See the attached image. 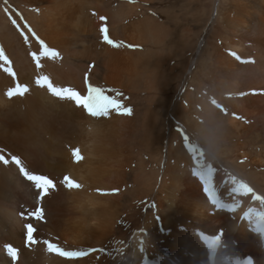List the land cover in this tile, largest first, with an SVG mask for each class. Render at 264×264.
Segmentation results:
<instances>
[{"label":"bare ground","instance_id":"bare-ground-1","mask_svg":"<svg viewBox=\"0 0 264 264\" xmlns=\"http://www.w3.org/2000/svg\"><path fill=\"white\" fill-rule=\"evenodd\" d=\"M40 40L59 56L38 69ZM0 48L15 73L0 68V264L6 243L16 264H264V0H0ZM85 74L131 114L92 117L35 83L86 95ZM17 83L29 91L8 97ZM12 156L55 188L37 202ZM233 177L253 192H232ZM36 205L25 244L21 213ZM206 235L221 237L212 251ZM43 240L96 251L63 257Z\"/></svg>","mask_w":264,"mask_h":264},{"label":"snow or ice","instance_id":"snow-or-ice-1","mask_svg":"<svg viewBox=\"0 0 264 264\" xmlns=\"http://www.w3.org/2000/svg\"><path fill=\"white\" fill-rule=\"evenodd\" d=\"M8 0H4V3L7 4ZM5 13H8V8H4ZM38 11V10H37ZM9 19H11V15L9 14ZM101 19H104L101 17ZM12 23L15 24V20H12ZM29 31H32L31 28L28 29ZM101 33L103 34V40L108 43L109 45H112L113 47H119L120 44L113 41L109 38L108 30L105 27H101L100 29ZM35 36V33H32ZM39 40V37H37ZM25 42L27 43V37H25ZM41 45V51L40 55L37 56L35 53H33V59L36 61V67L39 69L41 67L39 60L40 56H47L51 58H57L59 56V53L55 51L54 49H50L42 40L39 41ZM235 55V53H233ZM239 59V57H237ZM0 61H3V64H0V68H3V70L7 73H9L13 78H15V73L13 72V69L11 67V62L8 60V57L4 54V50L0 48ZM7 64L8 67H4V65ZM91 67V66H90ZM36 85L47 88L48 92L61 100H69L74 102L78 107H83V109L92 117H107L110 112L115 111L118 114H131V109L124 108L122 102H120L116 97L106 95L105 89L95 87L91 84H88V78L87 74H85V84L87 85V94L81 95L78 91H76L74 88L71 87H61L56 86L53 84V82L49 79L47 75H39L35 79ZM29 91V88L25 84L17 83L15 87L9 88L6 95L8 97H14V96H23L25 93ZM119 95V94H118ZM186 147H189L187 144H185ZM73 156L76 159H80V156L78 154V150L73 151ZM11 160L17 167L19 168L20 173L28 180L31 181L34 185V188L38 192V196L36 197L37 202L42 200L48 193L50 189L55 188V184L53 183V180L50 179L46 175H40L36 174L34 172H30L27 170L24 165L22 164L21 160L17 156H12ZM0 161H3L4 164H8L9 161L4 158V156L0 155ZM213 171L211 167H207L203 165L202 163L199 164V171L194 170V175L199 176L201 181L204 184V192L207 194L211 204L215 205L217 209L224 208L225 205L220 203V201L216 198V193L214 191L213 186L211 185L210 181V174ZM64 185L68 188H78L80 185L75 183L73 180H71L69 177L65 176L64 180L62 181ZM233 187L231 189L232 192H240L243 190L244 194L252 193L253 189L249 187L246 183L243 181H237L235 177L232 178ZM254 199H264L261 197H258L253 193ZM234 210V209H233ZM28 216L34 217L36 220H43L44 219V210L41 207H36L34 211H29ZM260 219L262 222H264V213H261ZM27 232H26V243L35 244L37 243V240L34 238V233L36 232V229L32 226V224L25 225ZM222 235V234H221ZM220 235H217L215 237H206V241H211L215 239L217 242L220 241ZM45 245H47V251L49 252H55L63 257L68 258H75V257H82L88 255L90 252L96 251V249H87V250H72V251H66L63 248L59 247L58 244L51 243L48 240L42 241ZM211 246V245H210ZM7 253L10 257L15 260L17 250L10 245L6 246ZM247 264H252L251 260L248 259Z\"/></svg>","mask_w":264,"mask_h":264},{"label":"clouds","instance_id":"clouds-1","mask_svg":"<svg viewBox=\"0 0 264 264\" xmlns=\"http://www.w3.org/2000/svg\"><path fill=\"white\" fill-rule=\"evenodd\" d=\"M206 243H207V246H208L210 249H212V248H216V246L220 243V241L217 242L215 239H213V240H211V241H207ZM210 245H211V246H210ZM231 259H232V258H227V259H225L224 262H223V264H231ZM248 259L251 260V258H248Z\"/></svg>","mask_w":264,"mask_h":264}]
</instances>
